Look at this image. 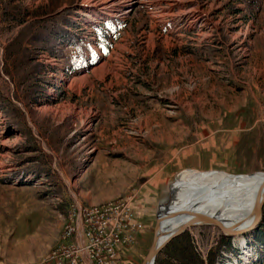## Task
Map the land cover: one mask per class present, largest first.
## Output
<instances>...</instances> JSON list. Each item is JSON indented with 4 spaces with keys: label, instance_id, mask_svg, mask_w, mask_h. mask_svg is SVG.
<instances>
[{
    "label": "rangeland",
    "instance_id": "rangeland-1",
    "mask_svg": "<svg viewBox=\"0 0 264 264\" xmlns=\"http://www.w3.org/2000/svg\"><path fill=\"white\" fill-rule=\"evenodd\" d=\"M0 104V264L129 198L141 264L186 172L264 173V0H0ZM256 228L190 227L154 264H264Z\"/></svg>",
    "mask_w": 264,
    "mask_h": 264
},
{
    "label": "built area",
    "instance_id": "built-area-1",
    "mask_svg": "<svg viewBox=\"0 0 264 264\" xmlns=\"http://www.w3.org/2000/svg\"><path fill=\"white\" fill-rule=\"evenodd\" d=\"M131 200L103 211H87L78 202L73 204L75 227L67 228L50 259L58 264H119L121 254L143 228Z\"/></svg>",
    "mask_w": 264,
    "mask_h": 264
},
{
    "label": "water",
    "instance_id": "water-1",
    "mask_svg": "<svg viewBox=\"0 0 264 264\" xmlns=\"http://www.w3.org/2000/svg\"><path fill=\"white\" fill-rule=\"evenodd\" d=\"M240 176V175H238ZM174 184L171 187L169 196L160 205L157 214V221L154 232V239L151 248L141 264H154L158 254L175 237L183 234L188 228L193 226L213 225L221 229L225 235H241L258 226L263 217L264 206V181L252 201L239 204V209L249 212L252 207L256 208V221L252 224L247 222L248 215L237 218L225 216L226 210L217 208L207 210L199 202L188 201L182 206L174 207L175 202ZM231 219V220H230Z\"/></svg>",
    "mask_w": 264,
    "mask_h": 264
},
{
    "label": "bare ground",
    "instance_id": "bare-ground-1",
    "mask_svg": "<svg viewBox=\"0 0 264 264\" xmlns=\"http://www.w3.org/2000/svg\"><path fill=\"white\" fill-rule=\"evenodd\" d=\"M263 181L264 173L261 172L238 176L218 171L202 172L190 170L174 184L176 192H181L180 201L174 204V207H180L188 201H197L210 211L217 208H221V210L227 209L225 216L230 218H234L237 215V218H242L249 214L247 222L252 224L256 221V208L251 207L249 212H245L244 209L242 211L239 209V204L246 201L251 202L262 186ZM126 202V200H121L107 204L103 208L88 210L103 211L109 206H116V204H124ZM70 223H75V220ZM68 227L75 226L69 225Z\"/></svg>",
    "mask_w": 264,
    "mask_h": 264
},
{
    "label": "crops",
    "instance_id": "crops-1",
    "mask_svg": "<svg viewBox=\"0 0 264 264\" xmlns=\"http://www.w3.org/2000/svg\"><path fill=\"white\" fill-rule=\"evenodd\" d=\"M100 204V203H98ZM83 205V204H82ZM85 205H96V204H85ZM139 235V231L136 233V236H135V242H136V239ZM135 242L133 244H131L130 246H128L124 252L121 254V261L119 264H131L132 263V260L135 261V259L133 258V256L136 254V247L134 246L135 245ZM43 264H58L56 261H53V260H50L49 258H47ZM63 264H67V263H63Z\"/></svg>",
    "mask_w": 264,
    "mask_h": 264
},
{
    "label": "trees",
    "instance_id": "trees-1",
    "mask_svg": "<svg viewBox=\"0 0 264 264\" xmlns=\"http://www.w3.org/2000/svg\"><path fill=\"white\" fill-rule=\"evenodd\" d=\"M22 20V19H21ZM20 20V21H21ZM54 31L52 30V31H50V34H51V37L52 38H50V40L54 43V46H56L55 45V43H56V39H54L53 38V35H54ZM1 106V109H4L5 108V106H4V104H0ZM255 231H256V234L257 235H261L262 233H264V216H263V219L261 220V222L258 224V226H257V228L255 229ZM223 237L226 239V241H227V245H229V247L231 248L232 246L230 245V240H231V237L232 236H227V235H223ZM257 237H260V236H257Z\"/></svg>",
    "mask_w": 264,
    "mask_h": 264
}]
</instances>
